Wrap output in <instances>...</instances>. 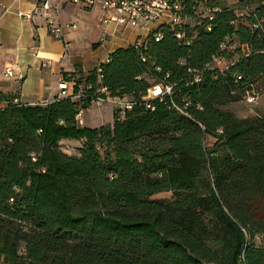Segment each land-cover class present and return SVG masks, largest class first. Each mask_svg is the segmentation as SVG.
<instances>
[{
  "label": "trees",
  "instance_id": "obj_1",
  "mask_svg": "<svg viewBox=\"0 0 264 264\" xmlns=\"http://www.w3.org/2000/svg\"><path fill=\"white\" fill-rule=\"evenodd\" d=\"M181 1L189 14L219 8L210 31L191 27L190 44L159 26L145 62L128 44L86 74L65 73L74 92L84 86L79 99L23 104L0 93V264H264L254 240L264 235V108H221L264 88V0L242 18L218 0ZM226 37L238 42L233 63L208 67ZM158 82L174 93L142 99ZM100 87L130 95L133 108L82 126ZM71 139L77 154L62 150ZM162 191L170 198L152 197Z\"/></svg>",
  "mask_w": 264,
  "mask_h": 264
},
{
  "label": "crops",
  "instance_id": "obj_2",
  "mask_svg": "<svg viewBox=\"0 0 264 264\" xmlns=\"http://www.w3.org/2000/svg\"><path fill=\"white\" fill-rule=\"evenodd\" d=\"M42 1L0 0V93L25 104L49 102L59 94V83L65 73L86 74L99 62L106 61L112 50L145 33L139 28L125 27L117 31L116 37L99 43L101 32L96 25L99 9L53 0L49 13L62 27L61 37L55 38L49 32L43 11L30 18L17 14L32 11ZM6 67L13 70L12 76L5 75ZM68 82L69 92L74 82ZM0 102L6 103L1 99ZM90 109L91 106L77 116L82 126ZM67 141L71 140L61 143Z\"/></svg>",
  "mask_w": 264,
  "mask_h": 264
},
{
  "label": "built area",
  "instance_id": "obj_3",
  "mask_svg": "<svg viewBox=\"0 0 264 264\" xmlns=\"http://www.w3.org/2000/svg\"><path fill=\"white\" fill-rule=\"evenodd\" d=\"M68 2L80 5L86 9L97 8L101 11L100 16L97 19L96 25L100 28L99 43H104L108 39L116 37L117 31L121 28H139L145 33L142 36H138L136 40L128 43L134 47L135 50L139 51L140 61H146V50L148 45V34L151 30L157 29L159 26L168 25L170 29L174 31L176 38L181 39L184 43L190 44L195 38V30L191 29L194 26H200L203 30L210 31L213 26V19L215 12L219 9L218 7L209 6L203 4L202 7L195 9L194 13H188L186 7L181 0H67ZM208 1V0H203ZM53 0H43L39 5L32 11L17 12L18 15L22 17L30 18L37 13V11H43L42 14L46 17V24L49 28L51 36L55 38H60L62 34V27L60 26L58 20L49 13L51 10ZM244 13L237 11L236 15L242 17ZM1 16V15H0ZM72 27H75L72 25ZM186 29H191L189 35L185 34ZM153 40L160 41L163 36L162 32L159 30L153 32ZM228 37L220 44L221 50L218 54L212 56L211 63L208 65L210 68L227 69L229 65L233 63V60L223 61L224 53L229 52L228 50ZM243 46V45H242ZM244 50H245V46ZM232 48V47H231ZM233 49V48H232ZM226 52H225V51ZM228 50V51H227ZM243 50V52H244ZM245 53V52H244ZM235 58V57H234ZM159 69V68H157ZM5 75L12 76L13 70L10 67L5 68ZM193 81H200L202 76L201 72H195L193 74ZM69 82L67 80H62L59 83L60 92L58 96H69L71 95L74 99H79L82 96L84 86H79L74 92L72 88L68 92ZM74 85V83H73ZM173 84L170 83H155L152 84L146 90L142 99L150 100L154 97H161L164 94L174 93ZM91 86L88 85L87 88ZM96 92L105 94V96L97 95L92 103L96 105H101L104 102H109L115 107H117V114L122 118L127 110H131L135 103L133 97L131 96H119L111 95L108 93L106 87H100L96 89ZM23 103L18 98L13 99V103ZM45 104L46 102H41ZM40 103V104H41ZM25 104V103H23ZM36 104V103H29ZM4 104L0 102V109ZM147 107L153 109L148 103ZM82 113L80 111L77 116Z\"/></svg>",
  "mask_w": 264,
  "mask_h": 264
},
{
  "label": "rangeland",
  "instance_id": "obj_4",
  "mask_svg": "<svg viewBox=\"0 0 264 264\" xmlns=\"http://www.w3.org/2000/svg\"><path fill=\"white\" fill-rule=\"evenodd\" d=\"M218 1H220V3L224 6H229V7L232 6L234 8H237L239 9L237 11H241L244 14L247 11V9L253 8L258 2V0H244L243 2H240V3H238L237 0H218ZM239 18H242V17H239ZM228 41L230 40L228 39ZM229 44L230 45H228V47L231 46L233 49L230 47L228 49L230 51L224 53L223 61L233 60L235 57V50H234L235 47L234 46H237L238 42L236 40H233V42H229ZM240 47L242 48V50H244V47L242 45H240ZM263 90H264L263 84L258 82L257 84L252 86V90H249L248 92L245 93L242 99L235 101L234 103L222 105L221 108L230 110L239 117L255 116L261 113V111L264 108ZM90 106H91V109L85 113L86 114L85 125H88L91 127H98L101 124L112 123L111 121L113 119V111L117 109L115 105L109 102H106V103L104 102L101 105H96L95 103H91ZM214 141H215V138L213 136L211 135L206 136L204 139V145L206 149L210 150L211 148H213L215 146ZM80 145H81V141L74 140V139L73 140L71 139V141L69 142L68 141L63 142L61 144L62 150H64L68 154H77L78 153L77 148ZM103 151L104 150L102 149V154H103ZM170 196H171V191L170 192L162 191V192H157L152 197L169 199ZM254 240L256 241L257 244H261L264 241V235L255 237Z\"/></svg>",
  "mask_w": 264,
  "mask_h": 264
}]
</instances>
